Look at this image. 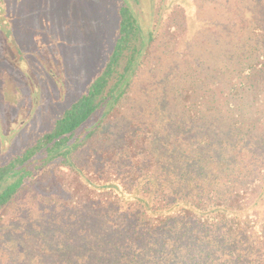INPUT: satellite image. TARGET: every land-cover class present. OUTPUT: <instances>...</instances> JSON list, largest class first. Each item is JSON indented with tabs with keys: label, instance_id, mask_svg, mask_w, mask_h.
I'll return each instance as SVG.
<instances>
[{
	"label": "rangeland",
	"instance_id": "rangeland-1",
	"mask_svg": "<svg viewBox=\"0 0 264 264\" xmlns=\"http://www.w3.org/2000/svg\"><path fill=\"white\" fill-rule=\"evenodd\" d=\"M120 2L0 0V165L51 130L103 66ZM127 2L142 50L124 95L106 108L102 125L94 115L75 134L66 157L30 166L0 208V264H112L115 257L104 256L115 251L114 239L106 251L108 220L119 226L121 213L131 223L152 210L163 215L171 192L194 193L181 177L189 169L217 175L183 165L185 148L202 145L194 125L206 122L216 156L222 141L231 146L222 133L231 124L250 138L264 135V0ZM223 151L231 160V149Z\"/></svg>",
	"mask_w": 264,
	"mask_h": 264
},
{
	"label": "trees",
	"instance_id": "trees-1",
	"mask_svg": "<svg viewBox=\"0 0 264 264\" xmlns=\"http://www.w3.org/2000/svg\"><path fill=\"white\" fill-rule=\"evenodd\" d=\"M117 14L113 48L85 90L55 119L51 130L0 165V208L24 186L34 169L30 166L66 157L77 146L80 136L75 134L84 131L94 115H99L96 124L105 122L102 118L106 110L124 95L136 54L142 50H137L135 44L142 31L127 0H121ZM123 56L126 57L123 69L117 72ZM207 127L204 120L200 126H193L194 133H204L198 134L203 135L198 141L202 145L185 148L189 155L184 157L183 165L217 168V175L209 180L202 169L198 172L189 169L181 177L187 183L193 182L194 193L171 192L170 204L163 215L152 210L148 219L131 223L121 213L119 226L110 221L115 218L108 220L106 251L110 250L112 239L115 251L113 254L107 251L104 256H114L112 264H264V135L253 139L248 129L241 132L231 124V129L222 132L228 134L231 146L222 141L215 150L220 155L216 156L207 147L211 142ZM90 133L86 132L80 142ZM251 139L257 144L252 151L247 146ZM223 148L231 149V160L227 159L230 153L226 154ZM141 205L149 211L148 204ZM165 226H172L170 234L153 230Z\"/></svg>",
	"mask_w": 264,
	"mask_h": 264
},
{
	"label": "crops",
	"instance_id": "crops-1",
	"mask_svg": "<svg viewBox=\"0 0 264 264\" xmlns=\"http://www.w3.org/2000/svg\"><path fill=\"white\" fill-rule=\"evenodd\" d=\"M10 24H11V22H10Z\"/></svg>",
	"mask_w": 264,
	"mask_h": 264
}]
</instances>
